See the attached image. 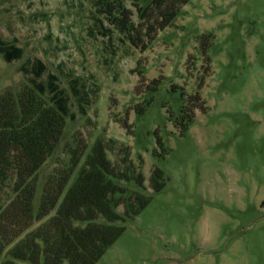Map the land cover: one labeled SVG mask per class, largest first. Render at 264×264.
<instances>
[{"label": "rangeland", "instance_id": "374dc122", "mask_svg": "<svg viewBox=\"0 0 264 264\" xmlns=\"http://www.w3.org/2000/svg\"><path fill=\"white\" fill-rule=\"evenodd\" d=\"M97 17L89 0H0V40L22 49L11 62L0 55V94L29 85L22 68L38 58L42 81L52 72L71 95L75 78L90 97L81 115L71 95L76 117H66L47 168L76 141L86 147L53 210L28 231L64 252L61 264H264V0H189L144 50L106 20L103 35ZM200 80L205 109L179 134L168 113L177 115L179 92L194 105ZM99 145L118 173L130 160L144 189L127 212L117 207L114 225L86 222L73 239L62 225L69 206L105 182L95 176Z\"/></svg>", "mask_w": 264, "mask_h": 264}, {"label": "trees", "instance_id": "16d2710c", "mask_svg": "<svg viewBox=\"0 0 264 264\" xmlns=\"http://www.w3.org/2000/svg\"><path fill=\"white\" fill-rule=\"evenodd\" d=\"M188 1L89 0V3L102 17H97V20L104 28L103 35L110 38L111 28L103 26V20H106L122 35L121 40L127 38L132 45L144 50L156 32L169 26ZM0 55L5 62H11L21 57L22 49L14 43L0 40ZM22 71L27 75L29 85L18 90L6 89L0 94V255L17 240L0 264H14L13 259L30 264H61L60 257L64 252L60 254L51 246L42 248L37 240L40 234L28 229L53 210L80 161L86 144L76 141L71 152L68 151L67 161H58L47 168L64 134L66 117L70 120L76 117L75 112L70 111L71 95L81 115H86L90 97L87 91L79 89L75 78L69 81L71 95L59 86L58 77L52 72H47L46 80L42 81L46 65L38 58ZM202 83L200 80L197 90L189 95L188 100L194 103L192 107L187 109L184 94L179 92L176 97L180 106L177 115L172 119L171 113L167 112L179 134H183L192 122L194 109H205L199 93ZM177 88L173 84L169 91L175 94ZM157 89L158 83L152 91ZM143 110L140 105L135 109ZM96 149L97 159L103 164L101 166L100 163L101 168L95 176L105 182L97 186L96 196L86 195L69 206V216L64 218L62 225L66 227L63 233L73 239L86 222L97 227L114 225L117 207L122 206L127 212L134 200L138 202L141 199L144 189L143 175L130 160L127 173H118L116 165L105 158L102 145ZM155 176L153 173L149 180L153 181ZM107 196H111L110 199L107 200ZM70 223H77V226L72 228ZM85 246L80 243L77 248L84 251Z\"/></svg>", "mask_w": 264, "mask_h": 264}]
</instances>
